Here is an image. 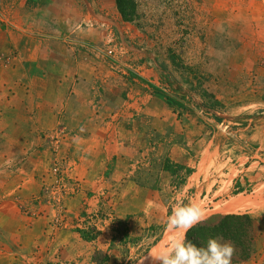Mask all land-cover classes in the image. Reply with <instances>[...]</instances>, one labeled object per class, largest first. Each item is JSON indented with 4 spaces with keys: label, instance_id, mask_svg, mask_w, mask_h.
I'll return each mask as SVG.
<instances>
[{
    "label": "crops",
    "instance_id": "0c3cea01",
    "mask_svg": "<svg viewBox=\"0 0 264 264\" xmlns=\"http://www.w3.org/2000/svg\"><path fill=\"white\" fill-rule=\"evenodd\" d=\"M1 1L0 264H96L95 252L112 257L120 249L139 251L158 237L145 229L165 225L150 254L173 238L164 199L184 173L185 183L194 179L196 189L189 193L204 208L205 220L249 214L255 229L264 226V116L260 123H235L244 127L232 132L231 156L218 155L215 145L210 157L204 148L198 173L189 172L196 167L190 142H173L172 123L162 116L168 114L165 105L160 112L156 101L143 105L147 96L139 79L126 73L137 68L126 64L121 72V61L106 55L89 28L79 33L68 11L54 15L64 17L68 28L59 21L31 25L23 20L30 0H19L14 11L1 10ZM163 122L170 151L162 155L157 125ZM57 166L77 183L60 204L44 199ZM189 186L184 184V193ZM125 224L128 243L120 242ZM94 228L98 236L87 238ZM259 237L253 256L232 264H264V227ZM149 254L136 264H148Z\"/></svg>",
    "mask_w": 264,
    "mask_h": 264
},
{
    "label": "rangeland",
    "instance_id": "374dc122",
    "mask_svg": "<svg viewBox=\"0 0 264 264\" xmlns=\"http://www.w3.org/2000/svg\"><path fill=\"white\" fill-rule=\"evenodd\" d=\"M136 3L135 16L125 20L117 9L116 0H30L23 20L31 25L44 20V24L50 26H56L59 21L58 25L68 28L64 17L54 16L60 10L61 17L65 16L68 11L74 15V26L79 27V33L89 28L94 33V41L106 53L115 46H118L117 53H121L119 48L122 46L125 53L119 60V70L123 72L128 68L126 64L138 69L137 72L127 69L126 73L130 78L139 79L138 88L147 96L143 105L149 106L156 101L159 112L165 105L168 114L163 112L162 116L172 123L173 142L182 145L183 141L189 140L192 163L196 166L189 170L198 171L197 161L204 148L210 157L214 156L215 145L221 149L216 148L218 155L223 151V158L231 156L229 150L236 139L232 132L237 127H244L235 123H248L249 118L252 124L260 123L264 116V0H136ZM18 4L19 0H2L1 10L14 11ZM49 6H54L56 13L50 14ZM156 89L175 98L178 104L170 106L152 98L150 95L154 96ZM157 126L158 147L164 151L162 155L168 154L169 145L165 140L169 135L164 132L167 127L164 122ZM186 181L187 173L174 180L173 188L164 199L166 214L170 215L173 204L197 203L193 200L195 196L189 193L196 189L194 179ZM184 184H190L185 193ZM46 197L45 193L44 199ZM168 202L171 204L166 206ZM157 212L163 214L164 211ZM164 227L162 224L153 229L147 227L146 234L150 230L151 235L154 231L158 237L144 241L139 251L130 253L129 249H120L113 252L112 257L97 251L93 261L96 264H136L162 238ZM263 227L262 223L255 229L257 239ZM122 230L120 242L127 239L126 224ZM99 231L92 229V235L96 238ZM168 233L173 238H185L182 232L170 230ZM168 238L152 253L158 249L166 250L173 239Z\"/></svg>",
    "mask_w": 264,
    "mask_h": 264
},
{
    "label": "clouds",
    "instance_id": "9594fccd",
    "mask_svg": "<svg viewBox=\"0 0 264 264\" xmlns=\"http://www.w3.org/2000/svg\"><path fill=\"white\" fill-rule=\"evenodd\" d=\"M81 131L84 129L81 128ZM205 219L206 212L200 204L191 201L173 204L166 230L182 232L185 238H173L166 250L150 253L148 264H232L235 246L231 241L210 237L205 243L197 245L186 240V233Z\"/></svg>",
    "mask_w": 264,
    "mask_h": 264
},
{
    "label": "trees",
    "instance_id": "16d2710c",
    "mask_svg": "<svg viewBox=\"0 0 264 264\" xmlns=\"http://www.w3.org/2000/svg\"><path fill=\"white\" fill-rule=\"evenodd\" d=\"M116 6L125 20H132L137 12L136 0H116ZM168 77L172 79V76ZM154 96L170 106L178 104L175 98L160 89H156ZM208 108L209 110L212 109L211 107ZM189 172H192V170ZM86 237L89 239L95 238L93 235H86ZM210 237H222L224 241H231L235 246L232 260L235 262L247 261L256 251L255 220L249 214H228L215 220H206L186 234V240L197 245L205 243Z\"/></svg>",
    "mask_w": 264,
    "mask_h": 264
},
{
    "label": "built area",
    "instance_id": "2783aa9c",
    "mask_svg": "<svg viewBox=\"0 0 264 264\" xmlns=\"http://www.w3.org/2000/svg\"><path fill=\"white\" fill-rule=\"evenodd\" d=\"M117 48H118V46H115V49H109L106 54H107L108 57H110L113 60L119 62L120 58L123 57L122 54L125 53V50L121 46L119 48V51L121 53H117L118 52ZM54 174H55V177H56L55 182L52 185L48 186L45 189L46 191L44 190V196H45V193H46L47 194L46 199H47L48 202H51V203L57 202L58 204H60L62 202V199L66 195H68L71 192L75 191L77 183H75V180H74V182L69 183L68 177L63 175V172L61 171V168L59 166H57L56 171H55ZM183 203L184 202H181L180 204H183ZM94 217L96 219L97 215L94 216ZM101 218H103V217H99V220H101Z\"/></svg>",
    "mask_w": 264,
    "mask_h": 264
}]
</instances>
